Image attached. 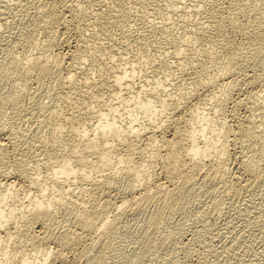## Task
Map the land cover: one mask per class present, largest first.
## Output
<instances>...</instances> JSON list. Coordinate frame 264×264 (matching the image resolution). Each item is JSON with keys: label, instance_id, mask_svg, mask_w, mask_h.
Returning a JSON list of instances; mask_svg holds the SVG:
<instances>
[{"label": "bare ground", "instance_id": "6f19581e", "mask_svg": "<svg viewBox=\"0 0 264 264\" xmlns=\"http://www.w3.org/2000/svg\"><path fill=\"white\" fill-rule=\"evenodd\" d=\"M145 1L12 3L24 7L25 22L17 21L9 36L14 41L7 40L15 42L16 51L8 50L0 66V111L24 114L29 108L22 102L29 98L37 128L13 138L0 126L1 137L7 134L0 141V264H62L65 250L78 252L87 264H118L114 256L124 234L121 217L137 211L144 215L138 248L126 259L139 262L153 257L162 230L196 199L199 187L209 188L220 202L264 184V95L255 96L245 120L231 125L227 117H237L233 111L226 116V98H220L225 89L218 90L216 77L244 75L264 57V0H182L172 10L200 16L185 17L181 30L169 16L152 25L151 14L138 10ZM6 4L0 6L1 18ZM237 38L241 42H233ZM121 59L123 63L115 64ZM137 69L146 88L133 95L130 76ZM203 88L207 94L202 101L191 104ZM43 99L56 110L46 108ZM236 102L243 106L249 98ZM206 105L209 114L201 111ZM126 107L124 126V114H116ZM141 120L146 122L143 128ZM232 145L246 151L240 153L243 181L233 182L226 170ZM34 150L44 156L43 168L51 171L45 177L32 165ZM112 165V174L92 178L97 176L93 171L104 174ZM15 181L29 194L39 189L38 195L24 192L27 203L17 200V189H7ZM76 183L81 187L78 196L69 189ZM65 188L69 191L64 195ZM112 189L122 191L118 202L107 194ZM61 220L70 227L59 232Z\"/></svg>", "mask_w": 264, "mask_h": 264}, {"label": "rangeland", "instance_id": "374dc122", "mask_svg": "<svg viewBox=\"0 0 264 264\" xmlns=\"http://www.w3.org/2000/svg\"><path fill=\"white\" fill-rule=\"evenodd\" d=\"M17 1H22V0H8V1L7 0L6 1L0 0V6L4 5L6 2H7L6 5L9 6V7H7V9L2 8L3 10H8V11L4 12L5 15L3 14V16H2L3 21L0 23V59H1L0 60V66L3 65V63L5 61V59L3 60V58L6 57L7 52L9 53V51H12L11 49H13V51H14V52L12 51V53H15V51H16V49H14L15 47H13L14 46L13 43H15V42L7 41V40L11 39V38H9V36H11L14 33L13 32L14 30L15 31L17 30L15 28H16L18 22H21V23L25 22V19L23 16L24 7L20 8L22 6H18L17 8H15L12 4V3H15ZM146 1H145L146 4L144 6L145 8L141 7L142 8L141 9L139 6L140 9H138V10H139V12L146 14V16H148V14L150 13L151 16H150V14H149V16H150V19L152 20L151 21L152 25H154L156 23L155 26H157V25L159 26L161 21L163 22V20H165L169 16V17H171V19H174V21L172 20V23H173L172 25H174V27L178 26L177 27L178 30L179 29L181 30L182 25H183V19L185 17L187 19L189 17L194 19L197 16V19H198L200 16L196 12H193L192 14H190V10L189 11L184 10L185 13L181 9H179V11L178 10L176 11L175 9L172 10L173 8H175L174 6L176 4H179L178 2H181L182 0H162V2H161V0H146ZM163 1L165 3H163ZM202 1L203 0H201V1L200 0H186V2L190 3V4H192V2L194 4L196 2V4H197L198 2L201 3ZM166 2H169V3H166ZM8 3H10V4H8ZM164 4H166V5H164ZM147 5H148V7H147ZM135 6H137V5H135ZM177 7L180 8V5H177ZM168 10H170L171 12ZM174 11L177 13L175 14ZM30 12H32V11H30ZM139 12H137V14H140ZM187 13H189V16L186 15ZM144 14H140V15L144 17L145 16ZM152 17H153V19H152ZM156 17H157V19L159 18V20H157ZM2 18L0 16V19H2ZM19 18H21L20 19L21 21L19 20ZM154 19H156V20H154ZM175 20H176V22H175ZM179 24H181V25H179ZM9 26L13 27V28H10ZM39 35H41V34H39ZM37 38L40 41L42 39V36H37ZM73 38L74 37H72L71 43H73ZM237 40H239L241 42L240 38L235 39L233 42L238 43ZM12 41H14V40H12ZM128 56L129 55H127V57ZM125 57L126 56H124V58ZM122 59L120 61H117L115 64L123 63ZM115 64L110 62L109 66L111 65V68H112V67H115ZM255 66H257V65H255ZM257 67H258V69H257ZM257 67L256 68L254 67L253 69L251 68V69L246 70L244 75L243 74H238V75L236 74V75H230V77H228L229 75H227V74H226L227 75L226 76L225 74L222 75V73H221V75H220V73H218L219 76H216V77H219L218 82H217V86H221V87H218V90H221V89L224 90L225 89L224 94L227 95V97H225L226 95L223 94V96L220 97V98H222L221 100H224L226 98L223 101L224 103L226 102L225 103V110H226L225 114H226V116H230L232 114L231 112L233 111V113H235V116L237 117L235 119H230L227 117V119L230 120L228 122H230L231 125H236L237 121L241 122V121L245 120L250 115L249 111L251 109L249 110V108L253 107L252 103L255 102V98L257 97V95H260V96L264 95V57L260 60ZM1 68L2 67H0V69ZM136 71H138L137 74L135 73V75L133 74L134 76H130V78L132 79V82H135L134 83L135 85L132 87V91H131L133 93V95L135 93H137L136 91H139L138 94H142L141 92L143 91V88H146V86H145L146 82L143 83L145 80V76L142 73H141V75L139 74L140 69H137ZM128 72H129V70H128ZM139 76H141V77H139ZM138 78H140V79H138ZM230 81L233 82L232 84L230 83L231 88H230V86H227L228 82H230ZM226 86L228 88L227 90L225 88ZM229 88H230V91H229ZM140 90H142V91H140ZM252 93L253 94L255 93V94L253 95ZM198 94L191 99V104H196V103L201 102L202 98H204V96L207 94V91H206V89L203 88L198 92ZM246 98H247V100L249 98V102L246 103L247 105L246 104L243 106L236 105L237 100H242V99H246ZM28 99L29 98L23 100L25 102V104L26 105L28 104V105L26 106L24 104V102H22L23 103L22 105L24 106V108H26V107H27V109L29 108L28 109V111H29L30 107H31L30 106L31 101ZM45 100H47V101H45ZM221 100L219 103L222 104L223 102H221ZM42 103L45 106L49 105L50 108H52V109L54 108L53 106H51V104H49L50 102L48 101V99H43ZM107 103L109 104V102H107ZM112 103H116V102L112 101ZM224 103H223V106H224ZM108 104H106V105H108ZM49 106H47L46 108H49ZM209 106L212 108L213 104H210ZM209 106L206 105L205 106L206 108L201 109V111L203 110L204 113H206V111L209 112V108H208ZM129 107H126V109H123L124 107L121 108V110L116 115L119 116L122 113L121 115H123V114L124 115L121 116V120L123 118H126L127 117V114H126L127 111H123V110H127ZM200 107L202 108L204 106L202 105ZM53 110L55 111L56 109H53ZM182 110L183 109L181 108L179 110V112L182 113L183 112ZM28 111H26V113L23 112L24 114H22V113L17 114L16 113V115H15V113H14V115H12L13 113L7 109L4 111H0V112H4V114L0 113V115L2 114L1 115L2 117L0 116V122H1L0 126L3 127L4 130L7 132V134L13 138H15L16 136H21V135L23 136L24 133H25V135H27L29 133H32L33 131H36L35 128H37L36 127L37 125L34 124L35 121H34V119H32V116L29 114L30 111L29 112ZM116 118L118 119V117H116ZM29 119H31V120H29ZM123 120L125 121L126 119H123ZM256 120H258V119H256ZM124 121L122 122V124L125 126L124 123H126L127 121H125V122ZM141 121L142 122H140L141 125H139V127L140 126L142 127L146 123L144 120H141ZM20 131L23 134L20 133ZM6 135L2 136L3 138L0 135V141L2 139H5ZM167 136H170L169 132L167 133ZM245 152L239 145H235V147L233 145L229 146L228 166H227L228 168H226V170H227L229 177H231L230 179L233 182L245 180V177L242 175V172L240 170V167H241L240 166V163H241V159H240L241 154L240 153H242V155H245L244 154ZM34 153H31V154H33L32 155V159H33L32 165L33 164L38 165L37 166L38 174H40L41 177H45V175L47 173H49L50 170L47 172L46 169H44L42 164H41L42 163L41 161L43 160L42 158H44V156L40 153V151L34 150ZM37 159L39 160V162H37L38 164L35 163V161H37ZM132 162H133V160H131L128 165H131ZM112 167H113V169H112ZM105 168L103 169V170H105L104 174L99 173L97 171H93L92 173L94 175H97V176L95 177L93 175L94 177H92V174H91L90 178L92 177V178L98 179L99 176H101L100 174H102V175L112 174V171H114V169L116 167H114V165H112L110 168L108 167V169H107V167H105ZM110 169H112V170H110ZM228 170L230 172H228ZM108 171H110V173ZM158 178H159L160 182L163 181L162 177H158ZM12 181H13V179H12ZM15 183H17V184H15V187L7 188V189H8V191L11 190L12 192L17 189L15 191V192H17V193H15L17 198H18L17 200L24 201L23 202L24 204L27 203L28 199L26 200V198H25L26 195H23V194L26 193V194H28L27 197H29L30 194H35V195L37 194L38 195V193H39V189H38V191L32 190L31 193L29 194L27 192L28 189L25 188V186L23 187V185L17 181H15ZM19 184L21 187H19ZM74 186L77 189L78 188L81 189V187L78 186V183L74 184ZM75 188L73 187V188H69V189L71 191H73V193L75 195L77 194V196H78L80 189L77 190ZM4 189L5 188H2V190H4ZM69 189H68V191H69ZM118 190L119 189H115V191H113V189H112V190H109V192L107 193L108 196L111 197V199L114 198V200H116L117 202L123 196V194L121 193L122 191L121 190L118 191ZM66 191H67V189L65 188L63 190L64 195H65V193L68 192V191L67 192ZM75 191H76V193H75ZM117 191H118V193L120 192L122 195L118 194ZM47 193L49 195L50 192H47ZM196 194H197L196 199L195 200L191 199L188 202L186 207L183 209L182 214L179 217H176L172 221H170V223H169L170 225L168 224V226L166 228H164V230H162L161 239L158 242L159 248L155 251L154 254H152L153 257L143 258V260H141L139 262L127 260L126 257L131 256L134 252H136V250L138 248L137 235L141 229V223H142L144 215L140 214L138 211L135 213L133 212V213L124 214L121 217V220H122L121 231H123L124 234L122 235V238H121L122 240L120 241V243L117 244V249H118L117 251H119V252H117L118 254L114 256L116 259L120 260V262L118 264H173V263L174 264H264V184H261L259 186L253 185L252 187H249L247 189L242 190L239 197L233 198V197L228 196L220 202L218 199H214L213 196H211V194L209 193V188H207V187H199L197 189ZM112 195H114V196H112ZM77 196H75V197H77ZM211 202H216L215 203L216 204V211L213 215H210L209 213H207L208 211H210ZM182 216H183V219L181 218ZM58 218H61V216L58 215ZM61 222H62V226L59 227V230H58L59 232H62L64 230H66L68 227H70V223L68 221H66V220L62 221L61 220ZM63 224L65 226H63ZM66 224H67V227H66ZM38 231L39 230L36 229V232H38ZM37 235H39V234H37ZM171 236H173V238H170ZM196 240H199V241H196ZM51 243H52L51 247L53 249H59V247L57 246V244H58L57 242H51ZM26 246L28 248L27 250H30V248H31L30 245H29V247H28V244ZM49 247H50V245H49ZM77 251H79V250H77ZM69 252L70 251H68V250L64 251V253H67V254H65V259L66 258L67 259L62 264H87L86 259H84V258L80 259L76 255V254H78V252H75V254L69 253ZM68 253L71 255H68ZM76 257H78L79 260ZM73 258H75V259H73ZM51 264H59V263L51 262Z\"/></svg>", "mask_w": 264, "mask_h": 264}]
</instances>
